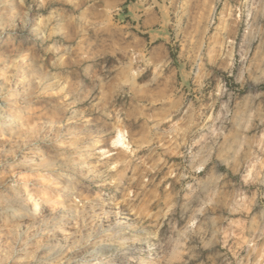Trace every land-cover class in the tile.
<instances>
[{
  "label": "rangeland",
  "instance_id": "1",
  "mask_svg": "<svg viewBox=\"0 0 264 264\" xmlns=\"http://www.w3.org/2000/svg\"><path fill=\"white\" fill-rule=\"evenodd\" d=\"M0 264H264V0H0Z\"/></svg>",
  "mask_w": 264,
  "mask_h": 264
},
{
  "label": "bare ground",
  "instance_id": "2",
  "mask_svg": "<svg viewBox=\"0 0 264 264\" xmlns=\"http://www.w3.org/2000/svg\"><path fill=\"white\" fill-rule=\"evenodd\" d=\"M5 126H7V124H5ZM118 144H122L121 140L118 139L117 141ZM33 209L31 211V213H29V217H31L32 219L36 218V215L39 214V211H38V206L36 203L33 202ZM38 218V217H37Z\"/></svg>",
  "mask_w": 264,
  "mask_h": 264
}]
</instances>
